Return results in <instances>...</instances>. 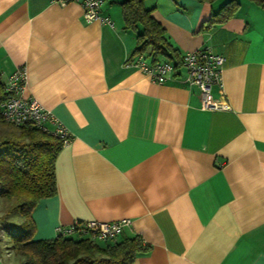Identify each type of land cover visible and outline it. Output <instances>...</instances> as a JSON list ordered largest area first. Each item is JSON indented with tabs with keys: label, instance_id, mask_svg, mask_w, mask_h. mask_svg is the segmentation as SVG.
<instances>
[{
	"label": "crops",
	"instance_id": "crops-1",
	"mask_svg": "<svg viewBox=\"0 0 264 264\" xmlns=\"http://www.w3.org/2000/svg\"><path fill=\"white\" fill-rule=\"evenodd\" d=\"M120 1L87 21L76 3L0 0L2 82L25 68L23 97L71 136L56 194L32 212L33 239L127 219L118 239L150 247L133 264H264V8L237 0L232 19L207 28L229 0L145 1L181 56L225 59L205 108L181 66L159 84L128 62Z\"/></svg>",
	"mask_w": 264,
	"mask_h": 264
},
{
	"label": "trees",
	"instance_id": "trees-1",
	"mask_svg": "<svg viewBox=\"0 0 264 264\" xmlns=\"http://www.w3.org/2000/svg\"><path fill=\"white\" fill-rule=\"evenodd\" d=\"M146 0H121L123 29L134 35L135 46L128 62L143 57L149 66L174 62L179 66L181 55L169 42L163 26L145 6ZM212 4L217 0H195ZM264 8V0H248ZM237 0H229L211 17L207 28L232 19L239 9ZM10 98L0 75V105ZM5 124L0 114V125ZM18 134L0 144V233L6 232L13 264H133L135 258L150 247L140 236L112 242L94 240L89 235L73 233L47 240H34L32 212L39 202L56 194L55 161L64 140L31 126L15 127ZM22 216L20 224L7 222L10 214ZM0 235V240H1Z\"/></svg>",
	"mask_w": 264,
	"mask_h": 264
},
{
	"label": "built area",
	"instance_id": "built-area-1",
	"mask_svg": "<svg viewBox=\"0 0 264 264\" xmlns=\"http://www.w3.org/2000/svg\"><path fill=\"white\" fill-rule=\"evenodd\" d=\"M106 0H54L59 5L76 3L83 10V16L87 21L99 19V10ZM103 21V20H102ZM105 23L109 22L104 20ZM225 59L221 55L213 54L207 48H201L185 53L180 58V64L186 71V82L196 86L202 96V105L211 108L210 91L213 85H220ZM132 66L148 75L153 82L162 84L175 71L172 62H161L153 66L147 65L140 57ZM27 74L25 68L15 70L7 82L5 90L10 98L0 105L2 120L15 127L31 126L32 128L50 133L64 140V145L71 140L67 129L55 118L51 111L44 108L34 98H24ZM130 225L125 219L112 223L101 222H76L66 229H59L58 235L65 236L73 233L89 235L94 240L101 242L116 241L122 230Z\"/></svg>",
	"mask_w": 264,
	"mask_h": 264
},
{
	"label": "rangeland",
	"instance_id": "rangeland-1",
	"mask_svg": "<svg viewBox=\"0 0 264 264\" xmlns=\"http://www.w3.org/2000/svg\"><path fill=\"white\" fill-rule=\"evenodd\" d=\"M18 134V130L12 126L1 124L0 125V144L3 142V140H10L12 137ZM1 204V200H0ZM1 209V205H0ZM22 221V216L14 212L10 214V216L7 219V222L11 225H17L20 224ZM1 240H0V259L4 260L5 264H13L16 263L17 258L12 254L11 251V243L10 239L7 236V233L4 231L0 233Z\"/></svg>",
	"mask_w": 264,
	"mask_h": 264
}]
</instances>
